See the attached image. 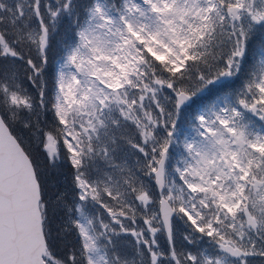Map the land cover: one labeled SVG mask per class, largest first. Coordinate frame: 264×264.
<instances>
[{"label":"snow or ice","instance_id":"obj_1","mask_svg":"<svg viewBox=\"0 0 264 264\" xmlns=\"http://www.w3.org/2000/svg\"><path fill=\"white\" fill-rule=\"evenodd\" d=\"M205 92L219 103L188 134ZM138 214L146 227L126 226ZM204 238L210 251H185ZM257 257L264 0H0V264Z\"/></svg>","mask_w":264,"mask_h":264},{"label":"trees","instance_id":"obj_2","mask_svg":"<svg viewBox=\"0 0 264 264\" xmlns=\"http://www.w3.org/2000/svg\"><path fill=\"white\" fill-rule=\"evenodd\" d=\"M5 2L11 3L12 0H5ZM67 26H68V20L66 18L62 19L61 21H59L57 23L58 31L61 34H63L65 32V29L67 28ZM57 61L58 60H50V65L56 67V62ZM253 62H254L253 50H250L249 55H248V62L245 63V65H244L245 71H247L251 67V64ZM52 75L54 76V72L52 73ZM244 78H245L244 76H241L240 79L235 80V83H234L233 87L234 88H239ZM49 95H51V94L49 93ZM218 95L219 94H216V93L209 95L208 93L205 92L202 95H199L198 97L194 98L195 103H193L190 108L185 109L183 114H182V120H183L182 127L185 130V132H187L188 128H190L189 121L191 119V116H194L199 109L211 104V102H213L215 99H217ZM122 147H123L124 151H121L119 153V155L121 157V160L125 156H127L129 152L132 151V149L126 143L123 144ZM174 151H175V149H174ZM131 159L135 160L136 157L133 156V157H131ZM156 192L158 193L157 189H156ZM158 200H159V196L157 195V204L152 210H158ZM101 211H103V210H101ZM105 216H107L106 212H105ZM124 223L126 224V226H129V227H137V226L146 227L143 224V218H142L141 214H138V216H137V224L136 225H132L130 220H125ZM174 227H175V231H176V234H177V239H178V241H180L182 239L183 235L185 234L184 233L183 222H181V221L174 222ZM137 230H139L138 227H137ZM122 235H124V234H122ZM124 239L127 242V251L129 253H131L133 251L132 245L134 244L135 238L131 237V236L124 235ZM203 241L206 242L207 241L206 238H204ZM201 243H204V242H198V246H197V244L191 245L188 248H186L185 251L191 250L193 252H196L197 250H195L194 248H196V247L200 248L199 244H201ZM159 244L161 245V247H167V240H166L165 236L161 235L159 237ZM178 248H179V244H178ZM254 260H257V262L255 264H264V262H262L260 260V258L259 259L255 258ZM253 263H254V261H253Z\"/></svg>","mask_w":264,"mask_h":264},{"label":"rangeland","instance_id":"obj_3","mask_svg":"<svg viewBox=\"0 0 264 264\" xmlns=\"http://www.w3.org/2000/svg\"><path fill=\"white\" fill-rule=\"evenodd\" d=\"M47 2V1H46ZM53 2H54V0H53ZM58 64H59V62H56V67H58ZM207 93V92H206ZM213 103H219V101H218V99H215L213 102H211V104H209L208 106H211ZM206 107V106H205ZM204 108V107H203ZM254 119H256L257 121H258V117H255ZM186 133H188V134H190V128H188V130H187V132ZM207 240V239H206ZM204 243H201V244H199V246H200V248H198V247H196V248H194L195 250H197V249H199L200 251H209L210 249H208V247H207V241L205 242V241H203ZM197 246H198V243H197ZM257 259H259L258 257H257ZM254 261V263L253 264H255L256 262H257V260H253Z\"/></svg>","mask_w":264,"mask_h":264},{"label":"water","instance_id":"obj_4","mask_svg":"<svg viewBox=\"0 0 264 264\" xmlns=\"http://www.w3.org/2000/svg\"><path fill=\"white\" fill-rule=\"evenodd\" d=\"M158 190V192H159V189H157ZM158 207H159V205H158Z\"/></svg>","mask_w":264,"mask_h":264},{"label":"flooded vegetation","instance_id":"obj_5","mask_svg":"<svg viewBox=\"0 0 264 264\" xmlns=\"http://www.w3.org/2000/svg\"><path fill=\"white\" fill-rule=\"evenodd\" d=\"M47 0H45V2H46Z\"/></svg>","mask_w":264,"mask_h":264}]
</instances>
